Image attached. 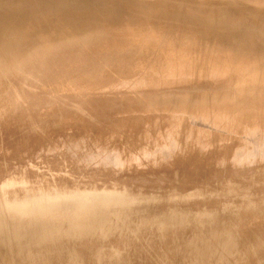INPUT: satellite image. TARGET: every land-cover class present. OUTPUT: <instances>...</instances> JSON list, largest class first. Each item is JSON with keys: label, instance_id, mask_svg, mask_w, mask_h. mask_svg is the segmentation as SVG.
Listing matches in <instances>:
<instances>
[{"label": "rangeland", "instance_id": "rangeland-1", "mask_svg": "<svg viewBox=\"0 0 264 264\" xmlns=\"http://www.w3.org/2000/svg\"><path fill=\"white\" fill-rule=\"evenodd\" d=\"M263 46L264 0H0V264H264Z\"/></svg>", "mask_w": 264, "mask_h": 264}, {"label": "bare ground", "instance_id": "bare-ground-1", "mask_svg": "<svg viewBox=\"0 0 264 264\" xmlns=\"http://www.w3.org/2000/svg\"><path fill=\"white\" fill-rule=\"evenodd\" d=\"M107 4H108V3H107ZM109 4H111V3H109ZM103 6H104V5H103ZM108 6H109V5H108ZM257 6H258V5H257ZM112 10H113V9H112ZM114 10H115V8H114ZM114 10H113V11H114ZM109 11H110V10H109ZM113 11H112V12H113ZM107 12H108V11H107ZM76 14H77V13H76ZM206 14H207V13H206ZM210 17H211V16H210ZM261 19H262V18H261ZM258 21H259V20H258ZM259 22H260V21H259ZM64 24H65V23H64ZM249 36H250V35H249ZM232 37H233V36H232ZM234 37H235V36H234ZM203 38H204V37H203ZM244 40H245V39H244ZM245 44H246V43H245ZM243 45H244V43H243ZM246 46L248 47V45H246ZM246 46H245V47H246ZM254 46H255V45H254ZM258 46H259V45H258ZM252 47H253V46H252ZM263 47H264V46H263ZM238 48H239V47H238ZM257 48H258V47H257ZM241 49H242V48H241ZM249 49H251V48H249ZM249 49H248V50H249ZM255 49H256V48H255ZM15 50H16V48H15ZM263 50H264V49H263ZM205 51H206V50H205ZM233 51H234V50H233ZM256 52H257V50H256ZM234 53H235V52H234ZM259 53H260V52H259ZM263 53H264V51H263ZM239 54H240V53H239ZM17 56H18V55H17ZM19 57L21 58L20 54H19ZM210 57H211V56H210ZM263 57H264V56H263ZM15 58H16V57H15ZM0 59H1V58H0ZM0 61H1V60H0ZM215 62H216V61H215ZM1 63H3V60H2ZM14 63H16V62L14 61ZM240 64H241V63H240ZM225 65H226V64H225ZM236 66H237V65H236ZM164 67H165V65H164ZM215 68H216V67H215ZM226 68H227V67H226ZM252 68H253V67H252ZM262 68H263V67H262ZM0 69H2V67H0ZM247 69H248V68H247ZM228 70H230V69H228ZM185 71H186V70H185ZM185 71H184V72H185ZM248 71H249V70H248ZM0 72H1V74H2V71H0ZM171 72H172V71H171ZM193 72H194V71H193ZM246 72H247V71H246ZM258 72H259V71H258ZM260 72H261V71H260ZM151 73H152V72H151ZM195 73H196V72H195ZM214 73H215V72H214ZM171 74H172V73H171ZM179 74H180V73H179ZM193 74H194V73H193ZM202 74H203V73H202ZM207 74H208V73H207ZM2 75H3V74H2ZM139 75H140V74H139ZM238 75H239V74H238ZM1 77H3V76H1ZM1 77H0V78H1ZM142 77H143V76H142ZM164 77H165V75H164ZM211 77H212V76H211ZM3 78H4V77H3ZM134 78H135V77H134ZM136 78H137V77H136ZM148 78H149V77H148ZM151 78H152V77H151ZM180 78H181V77H180ZM180 78H179L178 81H180ZM204 78H205V77H204ZM213 78H214V77H213ZM260 78L262 79V77H260ZM158 79H159V78H158ZM174 79H175V78H174ZM184 79H185V78H184ZM187 79H188V78H187ZM182 80H183V79H182ZM189 80H190V79H189ZM0 81H1V80H0ZM124 81H125V80H124ZM145 81H146V80H145ZM158 81H159V80H158ZM169 81H170V80H169ZM164 82H165V81H164ZM164 82H163V83H164ZM166 82H167V81H166ZM173 82H174V81H173ZM183 82H184V81H183ZM123 83H124V82H123ZM128 83H129V82H128ZM133 83H134V81H133ZM181 83H182V82H181ZM135 84H136V83H135ZM182 84H183V83H182ZM234 85H235V84H234ZM69 87H70V86H69ZM109 87H110V86H109ZM127 87H128V86H127ZM167 87H168V86H167ZM236 87H237V86H236ZM236 87H235V88H236ZM244 87H245V86H244ZM244 87H243V88H244ZM228 88H230V87H228ZM233 88H234V87H233ZM78 89H81V88H78ZM82 89H83V88H82ZM84 89H85V88H84ZM103 89H104V88H103ZM230 89H232V88H230ZM238 89H239V88H238ZM247 89H248V88H247ZM221 90H222V89H221ZM243 90H244V89H243ZM245 90H246V89H245ZM262 90H263V89H262ZM185 91H186V90H185ZM195 91H196V90H195ZM227 92H228V91H227ZM231 92H232V91H231ZM29 93H30V92H29ZM124 93H125V92H124ZM212 93H213V92H212ZM186 94H187V93H186ZM203 94H204V93H203ZM235 94H236V93H235ZM242 94H243V93H242ZM173 95H174V94H173ZM229 95H230V94H229ZM0 96H1V95H0ZM31 96H32V95H31ZM191 96H192V95H191ZM230 96H231V95H230ZM230 96H229V97H230ZM234 96H235V95H234ZM255 96H256L258 99H260V94H258V95L255 94ZM255 96H254V97H255ZM28 97H29V96H28ZM54 97H55V96H54ZM184 97H185V95L183 96V99H184ZM194 97H195V96H194ZM210 97H211V96H210ZM19 98H20V97H19ZM21 98H22V97H21ZM171 98H172V97H171ZM187 98H188V97H187ZM223 98H224V97H223ZM232 98H233V96H232ZM25 99H26V98H25ZM27 99H28V98H27ZM188 99L190 100V98H188ZM204 99H205V98H204ZM208 99H209V98H208ZM221 99H222V98H221ZM261 99H262V98H261ZM29 100H30V99H29ZM117 100H118V99H117ZM154 100H155V99H154ZM202 100H203V99H202ZM223 100H224V99H223ZM234 100H235V99H234ZM15 101L17 102V100H15ZM191 101H192V100H191ZM16 102H15V104H16ZM176 102H177V101H176ZM237 102H238V100H237ZM149 103H150V102H149ZM179 103H180V102H179ZM181 103H182V101H181ZM181 103H180V104H181ZM245 103H246V102H245ZM247 103H248V102H247ZM7 104H9V103H7ZM10 104H11V103H10ZM13 104H14V103H13ZM15 104H14V106H15ZM113 104H114V103H113ZM182 104H183V103H182ZM230 104H231V102H230ZM21 105H22V104H21ZM21 105H18V104H17V106H21ZM205 105H206V104H205ZM261 105H262V104H261ZM7 106L9 107V105H7ZM51 106H53V105H51ZM176 106H178V105H176ZM219 106H220V105H219ZM254 106H255V105H254ZM27 107H28V106H27ZM70 107H71V106H70ZM256 107H257V106H256ZM178 108H179V107H178ZM203 108H204V107H203ZM107 109H108V108H107ZM207 109H208V108H207ZM235 109H236V108H235ZM255 110H256V109H255ZM257 110H258V109H257ZM119 111H120V110H119ZM262 111H263V110H262ZM262 111H261V112H262ZM257 112H258V111H257ZM261 112H260V116L262 115ZM187 113H189V112H187ZM102 114H103V113H102ZM229 115H230V114H229ZM258 115H259V114H258ZM8 116H9V115H8ZM95 116H96V115H95ZM260 116H258V117H260ZM223 117H224V116H223ZM236 117H237V116H236ZM258 117H257V118H258ZM261 117H262V116H261ZM227 118H228V117H227ZM227 118H226V119H227ZM262 118H263V117H262ZM6 119H7V118H6ZM224 119H225V118H224ZM228 119H230V118H228ZM231 119H232V117H231ZM233 119H234V118H233ZM236 119H237V118H236ZM241 119H242V118H241ZM263 119H264V118H263ZM94 120H95V119H94ZM200 120H201V119H200ZM222 120H223V119H222ZM237 120H238L237 123L235 122L236 124H238V122H239V119H237ZM115 121H116V120H115ZM220 121H221V119H220ZM228 121H230V120H227V123H228ZM262 121H264V120H262ZM24 122H25V121H24ZM28 122H29V121H28ZM174 122H175V121H174ZM180 122H181V121H180ZM224 122H225V121H224ZM233 122H234V121H233ZM1 123H2V122H1ZM155 123H156V122H155ZM216 123H218V122L216 121ZM222 123H223V122H222ZM240 123H241V122H240ZM240 123H239L238 125H240ZM258 123H259V122H258ZM174 124H175V123H174ZM201 124H202V123H201ZM210 124H213V123H210ZM228 124H229V123H228ZM228 124H227V125H228ZM223 125H224V123H223ZM223 125H222V126H223ZM231 125H234V124H231ZM238 125H237V126H238ZM247 125H248V124H247ZM247 125H246V126H247ZM213 126H215V122H214V125H213ZM217 126H218V125H217ZM220 126H221V125H220ZM224 126H225V125H224ZM234 126H236V125H234ZM234 126H233V127H234ZM263 126H264V125H263ZM210 127H211V126L209 125V128H210ZM215 127H216V126H215ZM215 127H213V130L215 129ZM233 127H232V128H233ZM238 127H240V126H238ZM261 127H262V126H261ZM196 128H197V127H196ZM196 128H195V129H196ZM217 128L219 129V128H221V127H216V132H215V133L213 132L215 135H216L217 132H218V131H217ZM223 128H226V127H223ZM223 128H221V133H220V134H222V130H223ZM232 128H231V126H230V128H228V129H230L229 132H232V131H231ZM235 128H236V127H235ZM174 129H175V128H174ZM204 129H205V128H204ZM228 129H227V130H228ZM166 130H167V129H166ZM179 130H180V129H179ZM209 130H210V129H209ZM224 130H225V129H224ZM224 130H223V131H224ZM233 130H234V129H233ZM235 130H236V129H235ZM251 130H252V128H251ZM251 130H250V131H251ZM205 131H206V130H205ZM225 131H226V130H225ZM246 131H247V130H246ZM253 131H254V130H253ZM193 132H194V131H193ZM196 132H197V131H196ZM209 132H212V131H209ZM229 132L226 131V134H228ZM237 132H238V131H237ZM155 133H156V132H155ZM179 133H180V132H179ZM213 133H212V134H213ZM244 133H245V132H244ZM197 134H199V133H197ZM197 134H196V136H198ZM209 134H210V133H209ZM218 134H219V133H218ZM223 134H224V133H223ZM249 134H250V133H249ZM249 134H248V135H249ZM251 134H252V133H251ZM251 134H250V135H251ZM254 134H255V133H254ZM260 134H261V133H260ZM177 135H178V134H177ZM180 135H181V134H180ZM190 135H191V134H190ZM199 135H200V134H199ZM210 135H211V134H210ZM210 135H207V134H206V136H209V137H210ZM250 135H249V136H250ZM262 135H263V134H262ZM191 136H192V135H191ZM194 136H195V135H194ZM201 136H202V135H201ZM203 136H204V135H203ZM222 136H223V135H222ZM222 136H221V137H222ZM230 136H231V135H230ZM246 136H247V135H246ZM167 137H168V136H167ZM180 137H181V136H180ZM204 137H205V136H204ZM209 137H208V138H209ZM235 137H236V136H235ZM155 138H157V137H155ZM173 138H174V137H173ZM192 138H193V137H192ZM198 138H199V136H198ZM202 138H203V137H202ZM208 138H205V139H208ZM211 138H212V135H211ZM213 138H214V135H213ZM236 138H237V137H236ZM239 138H240V137H239ZM253 138H254V137H253ZM256 138H257V137H256ZM164 139H165V138H163V140H164ZM187 139H188V138H187ZM216 139H217V138H216ZM230 139H231V137H230ZM251 139H252V138H251ZM251 139H250V140H251ZM254 139H255V138H254ZM258 139H259V138H258ZM258 139H257V140H258ZM260 139H261V138H260ZM156 140H157V139H156ZM160 140H161V138H160L158 141H160ZM163 140H162V141H163ZM168 140H169V139H168ZM175 140H176V139H175ZM183 140H184V139H183ZM199 140H200V138H199ZM203 140H204V139H203ZM211 140H212V139H211ZM211 140H208V142L211 141ZM223 140H224V136H223ZM227 140H228V139H227ZM227 140H226V141H227ZM232 140H233V139H232ZM73 141H74V140H73ZM80 141H81V140H80ZM158 141H157V142H158ZM176 141H178L177 143H179V141H180L179 138H178V140H176ZM204 141H205V140H204ZM214 141H215V140H214ZM218 141H219V140H218ZM252 141H253V140H252ZM157 142H156V144H157V145H158V144L160 145V142H158V143H157ZM164 142H165V141H164ZM164 142H163V143H164ZM183 142H184V141H183ZM198 142H199V141H198ZM208 142L206 141L205 143H208ZM211 142H212V141H211ZM223 142H225V141H223ZM229 142H230V141H229ZM233 142H234V141H233ZM241 142H242V141H241ZM246 142H247V140H246ZM246 142H245V145H247ZM55 143H56V142H55ZM76 143H77V142H76ZM84 143H85V142H84ZM86 143H87V142H86ZM94 143H95V142H94ZM94 143H93V144H94ZM161 143H162V142H161ZM200 143H201V142H200ZM213 143H214V142H213ZM231 143H232V142H231ZM81 144H82V142H81ZM174 144H175V143H173V145H174ZM182 144H183V143H182ZM182 144H181V145H182ZM194 144H195V143H194ZM196 144H197V143H196ZM215 144H216V142H215ZM241 144H242V143H241ZM241 144H240V146H241ZM249 144H250V143H249ZM86 145H87V144H86ZM162 145H163V144H162ZM169 145H170V144H169ZM169 145H168V142H167V145H165V146H168V147H169ZM190 145H191V144H190ZM206 145H208V144H206ZM229 145H230V144H229ZM250 145H251V144H250ZM154 146H155V145H154ZM163 146H164V145H163ZM184 146H186V144H184ZM192 146H193V145H192ZM195 146H196V145H195ZM203 146H204V145H202V146L199 145L198 147H199V148H200V147L203 148ZM213 146H214V145H213ZM233 146H234V145H233ZM251 146H252V145H251ZM256 146H258V145H256ZM83 147H84V146H83ZM87 147H90V146H86V148H87ZM175 147H176V146H175ZM196 147H197V146H196ZM206 147H207V149H208V146H206ZM210 147H211V146H210ZM210 147H209V151H210ZM218 147H220V146H218ZM246 147H249V145L246 146ZM124 148H125V147H124ZM191 148H192V147H191ZM199 148H198V149H199ZM222 148H223V147H222ZM229 148H230V147H229ZM234 148H235V147H234ZM240 148H241V147H240ZM262 148H263V147H262ZM91 149H92V148H91ZM94 149H95V148H94ZM152 149H153V148H152ZM154 149H155V148H154ZM184 149H185V148H184ZM204 149H205V148H204ZM216 149H217V148H216ZM164 150H165V148H164ZM167 150H168V149H167ZM177 150H178V149H177ZM185 150H186V149H185ZM187 150H188V149H187ZM189 150H190V149H189ZM189 150H188V151H189ZM196 150H197V149H196ZM205 150H206V149H205ZM217 150H218V149H217ZM223 150H224V148H223ZM223 150H222V151H223ZM229 150H230V149H229ZM229 150H228V151H229ZM234 150H235V149H234ZM234 150H233V151H234ZM246 150H249V148L246 149ZM250 150H252V149L250 148ZM40 151H41V150H40ZM188 151H187V152H188ZM202 151H203V150H202ZM224 151H225V150H224ZM230 151H232V150H230ZM190 152H191V150H190ZM207 152H208V151H207ZM215 152H216V151H215ZM215 152H214V153H215ZM238 152H239V151H238ZM238 152H237V153H238ZM242 152H243V151H241V153H242ZM262 152H263V151H262ZM110 153H111V152H110ZM182 153H183V152H182ZM182 153H181V154H182ZM194 153H196V152H194ZM224 153H226V152H224ZM230 153H231V152H230ZM232 153H233V152H232ZM232 153H231V154H232ZM244 153H247V152L245 151ZM84 154H85V153H84ZM129 154H130V153H129ZM131 154H132V153H131ZM139 154H140V153H139ZM175 154H176V153H175ZM183 154H184V153H183ZM185 154H186V153H185ZM199 154H200V153H199ZM233 154H234V153H233ZM217 155H218V154H217ZM223 155H224V154H223ZM240 155H242V154H240ZM151 156H152V155H151ZM162 156H163V155H162ZM182 156H183V155H182ZM226 156H227V154H226ZM178 157H179V156H178ZM180 157H181V156H180ZM198 157H199V156H198ZM202 157H203V156H202ZM215 157H216V156H215ZM233 157H234V156H233ZM247 157H248V156H247ZM258 157H259V156H258ZM122 158H123V157H122ZM146 158H147V157H146ZM176 158H177V157H176ZM216 158H217V157H216ZM224 158H225V157H224ZM227 158H229V157H227ZM230 158H231V157H230ZM230 158H229V159H230ZM197 159H198V158H197ZM201 159H202V158H201ZM214 159H215V158H214ZM220 159H221V158H220ZM222 159H223V158H222ZM231 159H232V158H231ZM231 159H230V160H231ZM245 159H246V158H245ZM256 159H258V158H256ZM79 160H80V159H79ZM149 160H150V159H149ZM149 160H148V162H147L148 164H149ZM161 160H162V159H161ZM176 160H177V159H176ZM190 160H191V159H190ZM203 160H204V159H203ZM217 160H218V159H217ZM226 160H227V159H226ZM126 161H127V160H126ZM131 161H132V160H131ZM145 161H146V159H145ZM153 161H154V159H153ZM185 161H186V160H185ZM210 161H211V160H210ZM221 161H222V160H221ZM233 161H234V158H233ZM233 161H232V162H233ZM237 161H238V160H237ZM245 161H246V160H245ZM63 162H64V161H63ZM156 162H157V161H156ZM164 162H165V161H164ZM194 162H195V161H194ZM215 162H216V161H215ZM224 162H225V159H224ZM230 162H231V161H230ZM232 162H231V164H232ZM75 163H76V162H75ZM84 163H85V162H84ZM143 163H144V162H143ZM152 163H153V162H152ZM191 163H192V162H191ZM197 163H198V162H197ZM219 163H220V162H219ZM225 163H226V162H225ZM233 163H234V162H233ZM243 163H244V162H243ZM252 163H253V162H252ZM257 163H258V162H257ZM257 163H256V165H257ZM259 163H260V162H259ZM262 163H264V162H262ZM69 164H70V163H69ZM73 164H74V163H73ZM73 164H72V165H73ZM145 164H146V163H145ZM208 164H209V163H208ZM227 164H228V161H227ZM231 164H230V165H231ZM70 165H71V164H70ZM74 165H75V164H74ZM170 165H172V164H170ZM196 165H197V164H196ZM219 165H220V164H219ZM230 165H229V167H230ZM233 165H234V164H233ZM235 165H236V164H235ZM247 165H248V164H247ZM249 165H250V162H249ZM256 165H255V166H256ZM65 166H66V165H65ZM76 166H77V165H76ZM78 166H79V165H78ZM85 166H86V165H85ZM146 166H147V165H146ZM166 166H167V165H166ZM166 166H165V168H166ZM199 166H200V165H199ZM213 166H214V165H212V167H213ZM226 166H227V165H226ZM244 166H245V164H244ZM251 166H252V165H251ZM258 166H259V165H258ZM148 167H149V166H148ZM172 167H173V166H172ZM176 167H177V166H176ZM201 167H202V166H201ZM208 167H209V166H208ZM235 167H236V166H235ZM88 168H89V167H88ZM170 168H171V167H170ZM174 168H175V167H174ZM199 168H200V167H199ZM245 168H246V167H245ZM252 168H253V167H252ZM257 168H259V167H257ZM257 168H255V169H257ZM163 169H164V168H163ZM163 169H162V170H163ZM168 169H169V168H168ZM179 169H180V168H179ZM194 169H195V168H194ZM260 169H261V168H260ZM112 170H114V169H112ZM136 170H137V169H136ZM205 170H206V169H205ZM211 170H212V169H211ZM217 170H218V169H217ZM221 170H222V169H221ZM68 171H69V170H68ZM133 171H135V170H133ZM144 171H145V170H144ZM202 171H203V170H202ZM214 171H215V170H214ZM225 171H226V170H225ZM234 171H235V170H234ZM255 171H256V170H255ZM136 172H137V171H136ZM140 172H141V171H140ZM191 172H192V171H191ZM193 172H194V170H193ZM230 172H232V171H230ZM253 172H254V171H253ZM260 172H261V171H260ZM260 172H259V173H260ZM262 172H263V170H262ZM138 173H139V172H138ZM163 173H164V172H163ZM163 173H162V174H163ZM180 173H181V172H180ZM189 173H190V172H189ZM215 173H216V171H215ZM217 173H218V172H217ZM228 173H229V172H228ZM254 173H255V172H254ZM131 174H132V173H131ZM133 174H134V173H133ZM159 174H160V173H159ZM167 174H169V173H167ZM171 174H172V173H171ZM171 174H170V175H171ZM203 174H204V173H203ZM230 174H231V173H230ZM234 174H235V173H234ZM237 174H238V173H237ZM239 174H241V173H239ZM248 174H249V173H248ZM126 175H127V174H126ZM160 175H161V174H160ZM163 175H164V174H163ZM177 175H178V174H177ZM191 175H192V174H191ZM210 175H211V173H210ZM212 175H213V172H212ZM231 175H232V174H231ZM231 175H230V176H231ZM245 175H246V174H245ZM257 175H258V174H257ZM134 176H135V174H134ZM168 176H169V175H168ZM168 176H167V177H168ZM185 176H186V175H185ZM197 176H198V175H197ZM213 176H214V175H213ZM213 176H212V177H213ZM225 176L227 177V175H225ZM248 176H249V177H252V176H250V175H248ZM124 177H125V176H124ZM159 177H161V176H159ZM163 177H164V176H163ZM165 177H166V176H165ZM167 177H166V178H167ZM187 177H188V176H187ZM189 177H190V176H189ZM215 177H216V176H215ZM228 177H229V174H228ZM231 177H232V176H231ZM255 177H256V176H255ZM258 177H259V176H258ZM35 178H36V177H35ZM120 178H121V177H120ZM137 178H138V177H137ZM169 178H170V176L168 177V179H169ZM181 178H183V177H181ZM197 178H198V177H197ZM197 178H196V179H197ZM221 178H222V177H221ZM229 178H230V177H229ZM240 178H241V177H240ZM253 178H254V177H253ZM253 178H252V179H253ZM261 178H262V177H261ZM183 179H184V178H183ZM28 180H29V179H28ZM165 180H166V179H165ZM222 180H223V178H222ZM227 180H228V178H227ZM136 181H137V180H136ZM162 181H163V180H162ZM167 181H168V180H167ZM210 181H211V180H210ZM223 181H224V180H223ZM230 181H231V180H230ZM246 181H247V180H246ZM263 181H264V180H263ZM144 182H145V181H144ZM170 182H171V181H170ZM190 182H191V181H190ZM211 182H212V181H211ZM211 182H210V184H211ZM217 182H218V181H217ZM243 182H244V181H243ZM36 183H37V182H36ZM138 183H140V182L138 181ZM199 183H200V182H199ZM207 183H208V182H207ZM212 183H213V182H212ZM221 183H222V182H221ZM245 183H246V182H245ZM166 184H167V183H166ZM168 184H169V183H168ZM172 184H173V183H172ZM174 184H175V183H174ZM178 184H179V183H178ZM224 184H225V183H224ZM238 184H239V183H238ZM234 185H235V184H234ZM47 186H48V185H47ZM181 186H182V184H181ZM236 186H237V185H236ZM250 186H251V185H250ZM175 187H176V186H175ZM241 187H242V186H241ZM171 188H172V187H171ZM195 188H198V187H195ZM156 189H157V188H156ZM160 189H161V188H160ZM164 189H166V188H164ZM184 189H185V188H184ZM219 190H220V189H219ZM164 191H165V190H164ZM176 191H177V189H176ZM184 192H185V190H184ZM244 192H245V191H244ZM253 193H254V192H253ZM184 196H185V194H184ZM207 196H208V195H207ZM180 197H181V196H180ZM184 198H185V197H184ZM200 198H201V197H200ZM94 199H95V198H94ZM181 199H182V198H181ZM185 199H186V198H185ZM201 199H202V198H201ZM89 200H90V199H89ZM89 200H87V201H89ZM91 200H92V199H91ZM206 200H208V199L206 198ZM212 200L214 201V199H212ZM201 201H202V203L204 202L203 200H201ZM223 201H224V200H223ZM260 201H261V200H260ZM92 202H93V201H92ZM92 202L90 201V203H92ZM185 202H186V201H185ZM198 202H199V201H198ZM205 202H206V201H205ZM229 202H230V201H229ZM243 202H244V201H243ZM238 203H239V202H238ZM245 203H246V202H245ZM117 204H118V203H117ZM195 204H196V203H195ZM93 205H94V204H93ZM191 205H192V204H191ZM193 205H194V204H193ZM207 205H208V204H207ZM97 206L100 207L99 204H98ZM116 206H117V205H116ZM118 206H119V205H118ZM118 206H117V207H118ZM153 206H154V205H153ZM238 206H240V205H238ZM241 206H242V205H241ZM263 206H264V205H263ZM113 207H115V204H113ZM117 207H116V208H117ZM119 207H120V206H119ZM133 207H134V206H133ZM163 207H164V206H163ZM186 207H187V206H186ZM186 207H185V208H186ZM196 207H197V206H196ZM83 208H84V207H83ZM88 208H89V207L87 206L86 209H88ZM90 208H92V209H90ZM90 208H89V209L91 210V212H94V209H93V208H95V207H94V206H93V207L91 206ZM102 208H103V207L101 206V208H97V209H98V210L101 209V211H102V210H103ZM185 208H184V209H185ZM187 208H188V207H187ZM81 209H82V207H81ZM165 209H166V208H165ZM194 209H196V208H194ZM197 209H198V207H197ZM219 209H220V208H219ZM243 209H244V208H243ZM82 210H84V209H82ZM92 210H93V211H92ZM132 210H133V209H132ZM175 210H176V209H175ZM177 210H178V209H177ZM188 210H190V208H189ZM84 211H85V210H84ZM84 211H82V212H84ZM86 211H87V210H86ZM86 211H85V212H86ZM99 211H100V210H99ZM178 211H180V210H178ZM178 211H177V212H178ZM192 211H193V210H192ZM192 211H191V212H192ZM246 211H247V210H246ZM246 211H245V212H246ZM85 212H84V213H85ZM91 212H90V213H91ZM96 212H97V211H96ZM152 212H153V211H152ZM175 212H176V211H175ZM188 212H189V211H188ZM222 212H223V211H222ZM84 213H83V214L81 213V216H82L83 218H84V217L87 218L88 214H90V213L87 211V214H85V216H84ZM143 213H145V212H143ZM154 213H155V212H154ZM182 213H183V212H182ZM192 213H193V212H192ZM92 214H93V213H92ZM94 214H95V213H94ZM94 214H93V215H94ZM130 214H131V213H130ZM146 214H147V213H146ZM146 214H145V216H146ZM149 214H150V213H149ZM165 214H166V213H165ZM177 214H178V213H177ZM180 214H181V213H180ZM183 214H184V213H183ZM98 215H99V214L97 213V217H98ZM156 215H157V214H156ZM158 215H159V214H158ZM170 215H171V214H170ZM189 215H190V214H189ZM240 215H241V214H240ZM90 216H92V215L90 214ZM132 216H133V215H132ZM132 216H131V217H132ZM149 216H150V215H149ZM149 216H148V217H149ZM168 216H169V215H168ZM185 216L187 217V213H186ZM191 216H192L191 218H193V215H191ZM228 216H229V215H228ZM92 217H93V216H92ZM99 217H100V216H99ZM129 217H130V216H129ZM129 217H128V218H129ZM150 217H151V216H150ZM165 217H166V216H165ZM180 217H181V216H180ZM222 217H223V216H222ZM88 218H89V217H88ZM90 218H91V217H90ZM95 218H96V214H95ZM100 218H101V217H100ZM237 218H238V217H237ZM125 219H127V218H125ZM144 219H145V218H144ZM177 219H178V218H177ZM183 219H184V218H183ZM251 219H252V218H251ZM121 220H122V219H121ZM151 220H152V219H151ZM154 220H155V219H154ZM189 220H190V219H189ZM147 221H148V219H147ZM149 221H150V219H149ZM163 221H164V220H163ZM181 221H182V220H181ZM233 221H234V220H233ZM237 221H238V220H237ZM126 222H127V221H125V223H126ZM156 222H157V221H156ZM158 222H159V221H158ZM244 222L246 223L245 220H244ZM125 223H124V224H125ZM144 223H145V222H144ZM227 223H228V222H227ZM242 223H243V221H242ZM251 223H252V222H251ZM0 224H1V223H0ZM3 224H4V222H3ZM122 224H123V223H122ZM129 224H131V223H129ZM146 224H147V223H146ZM162 224H163V223H162ZM165 224H166V223H165ZM167 224H168V223H167ZM218 224H221V223H218ZM228 224H229V223H228ZM134 225H136V224H134ZM231 225H233V224H231ZM241 225H243V224H241ZM142 226H143V225H142ZM145 226H146V225H145ZM162 226H163V225H162ZM173 226H174V225H173ZM183 226H184V225H183ZM220 226H221V225H220ZM131 227H133V226H131ZM143 227H144V226H143ZM166 227H167V226H166ZM228 227H229V226H228ZM230 227H232V226H230ZM234 227H235V226H234ZM236 227H237V226H236ZM241 227H242V226H241ZM174 228H175V227H174ZM192 228H193V227H192ZM192 228H191V229H192ZM214 228H215V227H214ZM232 228H233V227H232ZM252 228H253V227H252ZM218 229H220V228H218ZM241 229H243V228H241ZM249 229H250V227H249ZM142 230H143V229H142ZM189 230H190V228H189ZM189 230H188V231H189ZM197 230H198V229H197ZM205 230H206V229H205ZM173 231H174V230H173ZM190 231H192V230H190ZM190 231H189V232H190ZM193 231H194V230H193ZM234 231H235V230H234ZM238 231H239V230H238ZM244 231H245V229H244ZM248 231H249V230H248ZM184 232H185V231H184ZM186 232H187V231H186ZM246 232H247V230H246ZM191 233H192V232H191ZM199 233H200V232H199ZM235 233H237V232L235 231ZM249 233H250V232H249ZM108 234H109V233H108ZM187 234H190V233H187ZM193 234H194V233H193ZM200 234H201V233H200ZM241 234H243V231H242V233H240V235H241ZM244 234H246V233H244ZM258 235H259V234H258ZM187 236H188V235H187ZM202 236H203V235H202ZM218 236H219V235H218ZM237 236L239 237V235H237ZM242 236H245V235H242ZM248 236H251V235L248 234ZM176 237H177V236H176ZM182 237H183V236H182ZM198 237H199V236H198ZM235 237H236V235H235ZM238 237H237V238H238ZM246 237H247V235H246ZM263 237H264V236H263ZM194 238H195V237H194ZM221 238H222V237H221ZM247 238H248V237H247ZM260 238H261V237H260ZM186 239H187V237H186ZM199 239H200V238H199ZM235 239H236V238H235ZM252 239H253V238H252ZM196 240H197V239H196ZM215 240L218 241V239H215ZM219 240H220V239H219ZM238 240H239V239H238ZM250 240H251V239H250ZM255 240H257V239H255ZM187 241H188V240H187ZM197 241H198V240H197ZM217 241H216V242H217ZM220 241H221V240H220ZM195 242H196V241H195ZM199 242H200V241H199ZM224 242H225V240H224ZM251 242H252V241H251ZM260 242H261V241H260ZM192 243H193V242H192ZM221 243H222V242H221ZM215 244H216V243H215ZM238 244H239V243H238ZM250 245H251V244H250ZM254 245H255V242H254ZM258 245L261 247L262 244H261V245L258 244ZM258 245L256 244V245H255L256 247H253V246H252V247H250V249H251V250H253V249L256 250V248H257V249L260 248V247H258ZM263 245H264V244H263ZM263 245H262V246H263ZM216 247H217V246H216ZM218 247H219V246H218ZM220 247H221V246H220ZM242 247H243V246H242ZM246 247H247V246H246ZM243 248H244V247H243ZM243 248H242V249H243ZM204 249H205V248H204ZM220 249H221V248H220ZM246 249H247V248H246ZM243 250H244V249H243ZM251 250H250V252H252ZM219 251H220V250H219ZM221 251H222V250H221ZM241 251H242V250H241ZM246 251H247V250H246ZM248 251H249V250H248ZM261 251H262V250H261ZM238 252H239V251H238ZM243 252H244V251H243ZM233 253H234V252H233ZM245 253H246V252H245ZM248 253H249V252H248ZM262 253L264 254V250H263ZM201 254H204V253H201ZM213 254H214V253H213ZM259 254H260V253H259ZM263 254H260V255L263 256ZM216 255H217V254H216ZM216 255H214V256H216ZM226 255H227V254H226ZM245 256H246V255H245ZM248 256H249V255L247 254V257H248ZM250 256H251V255H250ZM212 257H213V256H212ZM237 257H238V256H236V258H237ZM243 257H244V256H243ZM254 258H255V256H254ZM234 259H235V257H234ZM248 259H249V258H248ZM250 259H251V257H250ZM250 259H249V260H250ZM263 259H264V257H263ZM213 260H214V259H213ZM230 260H231V259H230ZM240 261H241V260H240ZM256 261H258V260H256ZM261 261H262V260H261ZM232 262H233V261H232ZM249 262H251V261H249ZM252 262H253V260H252ZM77 263H78V262H77ZM203 263H204V261L202 262V264H203ZM234 263H235V262H234ZM239 263H240V262H236V264H239ZM247 263H248V262H247ZM33 264H34V262H33ZM38 264H39V263H38ZM75 264H76V263H75ZM249 264H250V263H249ZM253 264H254V262H253ZM255 264H256V263H255ZM257 264H259V263L257 262ZM262 264H263V263H262Z\"/></svg>", "mask_w": 264, "mask_h": 264}]
</instances>
